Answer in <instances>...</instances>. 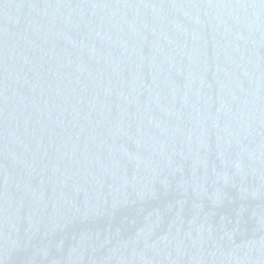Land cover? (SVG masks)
I'll return each instance as SVG.
<instances>
[{
    "label": "water",
    "instance_id": "1",
    "mask_svg": "<svg viewBox=\"0 0 264 264\" xmlns=\"http://www.w3.org/2000/svg\"><path fill=\"white\" fill-rule=\"evenodd\" d=\"M0 264H264V0H0Z\"/></svg>",
    "mask_w": 264,
    "mask_h": 264
}]
</instances>
